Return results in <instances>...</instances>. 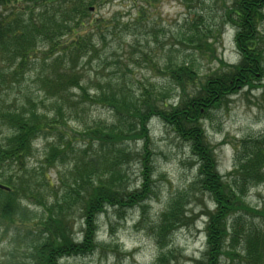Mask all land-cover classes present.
Here are the masks:
<instances>
[{
    "label": "trees",
    "instance_id": "16d2710c",
    "mask_svg": "<svg viewBox=\"0 0 264 264\" xmlns=\"http://www.w3.org/2000/svg\"><path fill=\"white\" fill-rule=\"evenodd\" d=\"M105 1L0 0V185L6 188L0 189V239L11 247L0 264H64L111 246L98 241V217L109 208L139 209L153 191L152 118L188 145L197 166L190 187L213 203L205 215V248L195 264H264V209L245 202L248 190L264 180V141H241L234 149L233 169L221 176L201 126L225 99L264 78V34L258 29L264 22V0L222 2L221 25L235 29V65L219 61V68L201 78L183 48L201 52L203 44L213 54L212 44L161 47V62L152 69L164 75V83L174 84L170 87L119 76L100 82L83 74L84 64L102 58L97 39L104 41L113 32L107 30L109 21L93 18ZM154 1L142 0L136 24ZM127 29L123 25L120 32ZM208 29L206 34L215 30ZM196 30L192 37L206 41ZM30 79L32 89L22 85ZM174 92H180L176 101ZM90 106L108 113L106 120L83 122L77 135H66V118ZM135 158L142 181L129 190L126 164ZM55 167L64 168L56 171L58 184L49 176ZM183 194L168 197L170 203L151 227L157 247L151 264L169 262ZM76 213L80 231L74 239Z\"/></svg>",
    "mask_w": 264,
    "mask_h": 264
},
{
    "label": "rangeland",
    "instance_id": "374dc122",
    "mask_svg": "<svg viewBox=\"0 0 264 264\" xmlns=\"http://www.w3.org/2000/svg\"><path fill=\"white\" fill-rule=\"evenodd\" d=\"M224 1L228 4L231 0H155L151 6L146 5L143 8L141 18L136 24L134 18L137 8L141 7L139 5H144L142 0H106L92 12L93 18L109 21L107 30L113 32L106 34L104 41L97 39L99 56L102 58L95 57L89 64H84L83 74L100 82L108 77L119 76L145 85L149 82L157 87H170L174 84L164 83L161 79L164 75L157 74L152 68L157 64L156 61L161 62L158 60L161 47L178 46L179 43L213 45V54L208 53L203 44L201 52L183 48L190 55V59L194 60L201 78L219 68V61L225 65H235L239 60L235 46V29L230 24L221 25L220 21ZM123 25L128 26V29L120 32ZM196 28L202 31L203 34H199L201 38H204L203 35L208 37L206 41L192 37L197 31ZM208 28L215 30L206 34L210 31ZM258 29L263 35L264 22ZM260 43H264V38ZM102 60L104 61L101 63ZM31 82L32 79L26 80L22 85H29L32 89ZM261 84H264V78L256 82L253 88L238 90L236 94L224 100L222 107L212 110L209 117L201 120L202 129L209 146L212 147L216 168L221 176L233 169L234 149L241 141H264V88L260 87ZM135 88L137 86L134 84L132 89ZM174 93L176 101L180 92ZM82 111L84 110L80 111L78 108L66 118V135H77L83 122L89 124L92 119L106 120L108 115L97 106H90ZM149 135L152 139V194L142 201L139 205L142 207L139 209L122 208L116 212L109 208L106 213L100 215L97 220L98 241L111 246H102V249L86 257L69 258L63 261L64 264H151L157 253L155 235L151 227L158 221V214L170 203L168 197H176L183 194V191L186 193L183 194L181 222L173 232L169 246L173 248L172 255L166 264H195L194 261L201 259L205 248V215L213 209V203L206 193L190 187L197 172V166L194 165L196 160H193L188 145L177 139L172 131L156 118L150 120ZM76 140L75 144L80 146L82 141ZM135 147L138 149L140 144ZM36 148V154L39 155L36 157L39 158L42 154L41 144L38 143ZM63 169L55 167L50 170L52 183L58 184L56 171ZM141 181L140 163L135 158L126 164L125 184L129 190H134ZM245 202L257 209H264V180L248 190ZM142 212H145L143 221ZM79 221V215L76 213L71 221L74 239L80 231ZM8 246L9 243H6L5 239H0V260L8 258L6 253L11 250ZM3 248L6 249L2 250ZM19 252L22 253L20 250ZM24 253L28 252L24 250ZM18 258L23 256L19 255ZM229 264L237 263L235 261Z\"/></svg>",
    "mask_w": 264,
    "mask_h": 264
},
{
    "label": "water",
    "instance_id": "95a60500",
    "mask_svg": "<svg viewBox=\"0 0 264 264\" xmlns=\"http://www.w3.org/2000/svg\"><path fill=\"white\" fill-rule=\"evenodd\" d=\"M0 189H6L5 187H3L2 185H0Z\"/></svg>",
    "mask_w": 264,
    "mask_h": 264
}]
</instances>
